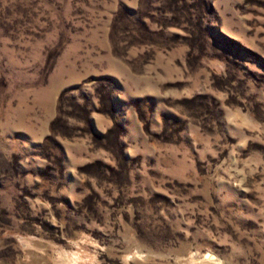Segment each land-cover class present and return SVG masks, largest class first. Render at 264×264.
<instances>
[{"label":"rangeland","instance_id":"1","mask_svg":"<svg viewBox=\"0 0 264 264\" xmlns=\"http://www.w3.org/2000/svg\"><path fill=\"white\" fill-rule=\"evenodd\" d=\"M0 264H264V0H0Z\"/></svg>","mask_w":264,"mask_h":264}]
</instances>
